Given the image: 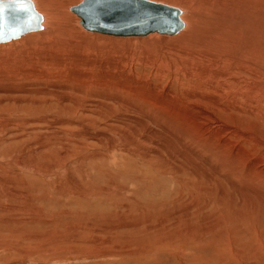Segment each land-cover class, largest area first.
Here are the masks:
<instances>
[{
    "label": "rangeland",
    "instance_id": "374dc122",
    "mask_svg": "<svg viewBox=\"0 0 264 264\" xmlns=\"http://www.w3.org/2000/svg\"><path fill=\"white\" fill-rule=\"evenodd\" d=\"M79 1L80 0L33 1L36 10L44 17L42 27L45 25L50 32L53 31V34H56L55 39L46 40L49 44H53L55 41H57L58 44L57 38L62 39L58 36H65L72 27L77 31H83L78 24V18L68 10L69 6ZM154 1L167 3L182 10L181 17L184 22V28L176 35L171 36V38L181 34L187 28L188 22L194 19V14L196 13H198L197 19L201 15L199 17L201 24L210 26L216 23V15L212 19H208V21L205 20V17L207 18L208 15L210 16L213 9L210 7L207 9L206 6H200V8L199 6L193 5L191 0ZM243 1L244 3L249 1L251 5H244L242 3ZM237 2L242 8L250 7L249 9H255L260 7L263 9L262 19L264 23V0H237ZM205 10L207 12H205ZM41 30L24 35L37 34L41 32ZM204 30L206 31V29ZM261 30L264 31V25ZM87 33L106 36L116 40H130L131 42L124 45L121 43L114 45L105 44L110 46L109 48L107 46L104 47L105 51L97 49L95 50L96 53L89 54L88 49L87 52H84L85 56L81 54L83 57H86L88 53L91 58L103 59L100 61L101 66L96 67H86L75 63L71 65L69 64L68 58H66L67 66L65 67L57 64L52 67L47 62L42 64L50 53L49 48H45L46 44L42 43L34 44V46L31 44V48L25 51L20 45H17L16 42L22 38L23 35L8 42L0 43V58L4 57V59H0V210H6V212L3 211L0 215V264H223V259L221 260L218 257L223 254L224 247L222 246H224V244L226 245V243H221V239H229V237L231 244H233V249L230 250L231 254H228L231 258L227 256V260L231 262V264H264V254L261 253L263 255L261 259L259 250H257L259 247L252 251V247L255 246L257 242L254 240L255 234L250 231V229L258 231L260 228L264 227V195L260 194L259 196L258 193H255L251 195V199H254L253 202L251 201V203L246 204V202L238 201L237 198L239 194H229L233 195L232 200L224 199L220 202L217 193H212L210 195H205L203 199L208 202V206L212 205L214 209L206 210V208L203 207V212H194L189 205L190 193L188 192V179H184L183 185L180 186L178 178L179 172H174L180 167L176 165V163V167H172L171 164L174 160L170 158L174 159L173 156L177 155L173 152H179L180 149L176 147L174 142H172L174 140L168 136V133L163 131L162 128H166L169 134H176V131H171L172 129L163 116V114H165L164 111L163 114H161L160 108L152 109L139 99L143 95H151L156 100H165L166 95L170 103L174 100L175 104H185L184 107L186 106V108H211L210 114L202 116L197 115L195 117V115H193L195 112H193L191 116H189L190 120L185 119V121L188 123H191V120L195 123L203 122L205 126L217 128V130L220 131L226 128L229 129V135H231L229 138L227 137V131H223L222 134L228 139L230 146H233V148H238L237 146L241 147L250 160L255 159V161H260V158L263 159V162H261L262 166L264 164V101H262L260 105H257L254 100L245 103L246 100L236 98L232 90L229 94H226L222 88L216 86L218 85L217 83L215 85H210L207 81L202 83V81L194 79L193 77H186L184 79L179 69L189 72L188 68L194 67L195 64L190 54L185 56L182 62H174L172 58L177 57L178 51L171 50L172 48L170 45L172 42L163 46L160 45L158 39L145 40L152 36L149 34L148 36L142 37H113L99 33L86 32V34ZM154 36L164 38V36L160 35ZM36 42L40 41L38 40ZM93 42L90 43V46L97 44L105 46L102 43ZM190 42L191 41L187 39H183V43L186 45L190 44ZM150 44H152V47ZM184 44H181L180 48ZM207 52L210 53V51ZM66 55V53H57L56 57L64 58ZM110 62L113 64L114 62L117 63V68H111ZM11 63L13 66L17 65L11 69L12 71L8 69ZM176 66H179L178 71L176 70ZM24 71L29 72L30 80L26 81L17 76L16 73H22ZM36 71H38V74L34 75ZM67 73H72L74 78L70 77L72 75H68ZM48 75L54 77L55 80H48ZM109 77H117L118 81L107 84V79ZM32 78L41 80H33ZM70 78L75 80L81 79V82L84 81L82 83H86L87 88L94 87L97 82H101V84L105 85H100L104 90L111 91V88L112 91H117V87H124V89H128V93H122L120 102H116L115 100L103 101V99L101 100V98L99 99L98 97L77 96L79 99L75 98L77 101L74 100L73 104L70 105L69 112L62 111L60 113L56 112L54 114H49L41 112L38 109L37 111L33 107L39 105L38 103L41 102L42 93L30 94L23 92L25 89L32 92H39L41 89L40 87H48L49 84H55V82L60 83L65 82V80H72ZM85 78L88 79L86 80ZM214 79L212 74L207 78V80ZM240 82L242 81L240 80ZM107 85L110 86L108 87ZM199 85L201 86L199 87ZM189 91H195L196 94H204L205 92L207 98H197L195 100H185V102H181L183 98L185 99V94H188ZM260 91L264 93V88H260ZM217 92H219V94H217ZM13 95L16 98L15 101ZM257 95L260 94L257 93ZM22 98L25 100H20ZM178 99L180 102H178ZM91 100L95 101L92 102ZM134 101L139 103V109L136 107L137 105L134 104ZM28 102H30V104ZM94 104H98V106ZM217 105L227 106L228 112L223 113L220 110L215 111L214 109H217ZM141 106L148 107L146 109L147 111H141ZM85 109H87V111ZM90 109L92 110L90 111ZM140 116L141 118H139ZM155 122H157L159 127H154ZM175 123L179 125V123H183V121L174 119L170 124L173 126ZM152 129L157 131V143L151 139ZM46 132L50 133L49 136H51V138L58 137L55 139L54 145L52 146L53 151L57 153L53 156L47 154V156L42 157L44 152L40 150V154L35 155L34 149H36L37 146L34 145V142L38 140L37 138L39 136L43 137ZM144 135L148 136L149 140L146 141ZM250 135L254 136V138L248 139ZM221 137L220 135L218 138ZM62 138L64 139V146L58 149L60 145L59 141H61L60 139ZM186 139H188V136H186ZM184 141L187 142L185 139ZM153 147L154 149H152ZM61 149L62 151L65 150L64 154H61ZM143 149H145V153H142ZM137 150H139V152ZM154 151H156V153H154ZM170 152L172 154H169ZM145 154H149L151 157ZM168 154L171 155L169 159ZM60 155L64 157L61 159ZM246 156H244L245 159ZM146 157L152 159L149 160L146 159ZM146 160H148L149 164ZM152 160H156V162ZM190 160L204 170L209 171L210 175L215 180L221 176L219 175L221 172L224 175L228 174L220 166L219 161L216 159L207 160L205 152H202L201 156L198 158H191ZM190 160L186 158L185 162L191 164ZM80 163L83 166L85 165L84 168H87L85 170L81 169L83 166L80 168ZM4 164H6L5 167L7 169L13 172V175H10L11 177L7 176L5 172L1 170V166ZM15 166L17 167L15 168ZM213 169H215V171H213ZM33 170L37 172L43 170L45 174L38 176L32 174ZM47 170L50 171L51 174H55H48ZM169 170H171L172 173L169 172ZM191 170L198 171L193 166ZM184 172L185 171H183V173ZM102 174L105 175V178H108L109 175V178L105 179ZM28 175L38 176L39 179H33L31 181L29 178H26ZM152 175L154 176L153 179L151 178ZM182 175L185 176L186 173ZM242 178L246 177L242 176ZM58 179L63 188L65 187V189H67L70 185L68 187L70 190L59 188L57 192L47 197L52 203H49L47 200L42 202L39 194H44L45 191L49 192V190H43L42 193V190L40 192L38 188L42 186L48 188L51 182L54 183ZM74 180L76 181L75 184H73ZM255 182V180H250L245 183H247L246 185L249 187ZM239 184L242 183L239 182ZM32 185H35V187ZM75 185L79 186V188L74 189L72 186ZM98 185L110 188L108 191L104 190L100 193L101 195L103 194L102 197L104 196L103 199L107 202L120 200L121 203L127 204L125 206L127 209H123L122 207L121 209L118 208V211L116 209V211H113L112 214L118 213V217L115 216L112 220V216H109L110 211H107L108 215L106 213L105 217L106 215L109 216L108 219L110 222L108 223L107 220L104 221V224H107V226H105L106 229L97 230V228H95L94 231H98L96 235H100L98 241L100 243H93L91 241V243L75 241L74 243L71 237L72 240L69 242L70 244H66L68 246H59V241H56L53 243L54 245L47 244V247H38L41 240L40 233L42 226L40 227V225L46 224L48 225L47 229L52 230L50 233L51 236L47 235V240L45 239L42 241L47 243L51 241L53 231L55 232L54 234L60 232L63 237H66L69 236V233L74 227L83 223V221H78L75 215L78 211L77 208L82 206L80 202L83 200L77 196L83 191L90 193L91 191L95 192L93 191L94 187ZM33 187L34 190L32 189ZM2 193H5V195H2ZM105 195L110 197L107 198ZM118 195L121 197L118 198ZM94 196H97V194H94ZM259 200H261V202ZM8 209H11V213ZM20 209L21 211L19 213ZM22 210L23 213H21ZM30 211H33L32 217L30 216L31 218H28L29 215H22L26 212L28 214ZM8 212L10 214H8ZM119 212H121V214ZM21 215L24 216V218H28V220L18 219L21 218ZM58 216H62L63 218H58ZM129 217H131V219ZM11 218H13V222L8 220ZM36 218L44 222L50 220L51 224H47L46 222L40 224L30 222L31 220H36ZM118 218H120L121 221H119L120 219ZM224 220H227L228 223ZM59 221L65 222V225L55 227V223ZM129 222H137L138 224L136 223L137 225H133L132 227V224H129ZM127 224H129L128 228ZM212 225L218 227H216L215 230H209ZM93 226L96 227V225ZM124 226H126L127 229ZM229 226L232 228H228ZM240 228H242V232L234 231ZM15 229L21 230L19 233H15ZM111 231L114 233H111ZM10 232L13 233L11 234ZM200 232L205 235V238L202 237V239H200ZM228 233L229 235L227 236ZM211 234H214L213 238L216 240L213 244H211L212 242L209 240L205 241V239L211 237ZM114 235L115 237H112ZM75 237L79 241L90 238V236H86L85 238L82 233L80 236ZM263 238L260 237V239ZM240 242H242L243 245H246V243L250 244V247L246 248L247 251L245 250L242 253L237 251L243 246ZM234 247L236 248V252ZM262 247H264V242L262 243ZM122 253L123 255H121ZM126 254L128 255L126 256Z\"/></svg>",
    "mask_w": 264,
    "mask_h": 264
},
{
    "label": "bare ground",
    "instance_id": "6f19581e",
    "mask_svg": "<svg viewBox=\"0 0 264 264\" xmlns=\"http://www.w3.org/2000/svg\"><path fill=\"white\" fill-rule=\"evenodd\" d=\"M33 1H35V0H33ZM37 1H39V0H37ZM191 2H192L193 5H196V6H199V7L200 6H206L207 9L209 7L211 9H213V12L210 14V16L208 15L209 17L208 16H207V18L205 16L204 17H205V20L208 21V19L210 20L216 15L215 17L217 19L214 18V19H216V21H215L216 23L212 24L210 26H205L204 24H201V21H200V18H199L201 15L197 19V14L198 13H196V14H194V19L192 21L188 22L187 28L181 34L177 35L176 37L171 38V36H168V35H160V36H164V38H160L158 36H154V35H159V34L150 33L149 35H152V36L146 38L145 40H152V39L155 38V39H158L160 41L159 42L160 45H163V46L168 45V44H170V42H172V44L170 45V47L172 48L171 50L178 51V54L176 55L177 57L176 58H174V57L172 58V60L174 62H177V61L178 62H182L183 59L185 58V56L190 54V57L192 56V60H193V62L195 64V66L188 68L189 72L188 71H184L183 69H179L180 73H181L182 77H184V79L186 77H193L194 79H198L199 81H202V83L206 82V81L209 82L210 85H215L217 83L218 85H216V86L222 88L225 91L226 94H229V92L232 90V92L235 95V97L246 100L245 103H249L251 100H254L257 105H260V103L262 101H264V93H261V91H260V88H262V89L264 88V31L261 30L262 26L264 25L263 19H262V17H263L262 10L263 9H261L260 7L255 8V9H249L250 7H243L242 8V7H240L241 5L240 6L238 5L237 0H191ZM35 3H37V2H35ZM242 3L244 5H247V6L251 5V3L249 1H247L248 4L244 3V1ZM205 12H207V11L205 10ZM202 15H203V13H202ZM206 25H208V24H206ZM41 29H39V30H41V32H39L37 34L23 35V37L20 38L19 40H17L16 42H17V45H20L21 48L24 49L25 51H27V50H29L31 48L30 47L31 44L33 46H34V44H41V43L42 44H46L45 48H49L50 53L46 57V59H44L42 64H45V62H47L52 67H54L56 64L59 65V66H62V67L63 66L64 67L67 66L66 58H68L69 64H71V65H74V63H75V64L84 65L86 67L101 66L100 61L103 60V59L91 58V57H89V54L96 53L95 50H97V49L105 51L104 47L107 46L105 44H111V45L113 44L114 45V44H117V43H121V44L124 45L126 43H130L131 42L130 40L123 41V40H116V39H113V38H108L106 36H99V35L88 34V33L86 34V32H83L84 30L83 31H80V30L77 31V30H75L74 27H72L71 29L68 30V32H67V34L65 36H58V37L62 38V39L57 38L58 39V44H57V41H55V43H53V44H49L46 40L47 39H49V40L55 39L56 34H53V31L50 32L49 29L46 28L45 25ZM204 29H206V31ZM146 36H148V35H146ZM113 37H116V36H113ZM34 39H36V40H34ZM183 39H187V40L191 41L190 44H188V45L184 44L183 43ZM38 40L40 42H36ZM68 41H70V42H68ZM91 41L92 42L93 41L99 42V44L102 43L105 46L98 45L97 43H96L97 45L90 46V43H92ZM141 41H144V40H141ZM181 44H184V45L180 48ZM150 45L152 47V44H150ZM12 47H13V45H12ZM107 47L109 48L110 46H107ZM18 48H19V46H18ZM88 49H89V51H88ZM87 51H88L89 54L87 53L86 54L87 56L83 57L81 54L84 55V52H87ZM207 51H210V53H208ZM42 53H43V51H42ZM57 53H66L67 55L64 58H61V57L57 58L56 57ZM165 53H168V52L166 51ZM31 55H32V53H31ZM0 59H4V57H1ZM27 60H28V58H27ZM106 64H108V63H106ZM166 64H167V62H166ZM110 65H111V68H115V69L117 68L116 67L117 63H115V62H114V64L110 62ZM14 66L11 63L8 66V69L11 70V69H13ZM178 67L179 66H176V70L177 71H178ZM99 68H101V67H99ZM95 70H96V68H95ZM64 71H65V69H64ZM16 74H17L18 77H21V78L25 79L26 81L30 80V76H29V72L28 71H24L22 73H16ZM37 74H38V71H36V74H34V75H37ZM67 74L68 75H72V73L71 74L67 73ZM86 74H87V72H86ZM211 74L213 75V77L215 79L214 80H207L208 76H210ZM121 75H122V73H121ZM70 77L74 78L73 75L70 76ZM47 78L50 81H54L55 80V78L50 76V75H48ZM17 79H19V78H17ZM32 79L33 80H38V81L41 80V79H38V78H32ZM59 79H61V78H59ZM70 79H72V78H70ZM25 80H24V82H25ZM107 80H106L107 84L108 83H112V82L114 83L115 81L116 82L118 81L117 77H114V78H110L109 77ZM240 80L242 82H240ZM82 82H84V81H82ZM82 82H81V79H79V80H75V79L65 80V82H60V83L59 82H55V84H49L48 87H40L42 90L40 89L39 92H32V91H29V90H26V89L23 90V92L30 93V94L31 93H33V94L42 93L41 94V99H40L41 102L38 101L39 105L33 106V107L36 110L38 109L41 112H46V113H49V114H54L56 112L60 113L62 111L63 112H66V111L69 112V107H70L71 104H73L74 100L77 101L75 99V98H77V96L98 97L99 99L101 98V100L103 99V101L104 100H107V101L108 100L109 101H114L115 100L116 102H120L122 93H128L127 92L128 89L126 90V89H124V87H117V89H118L117 91H112L111 88H110L111 91H107V90L102 89V87L100 85H103V84H101V82H97V84H95L96 86L94 85V87L92 86L90 88H87L86 87V83H82ZM89 82H90V80H89ZM119 83H120V81H119ZM89 85H91V84H89ZM103 86H105V85H103ZM200 86L201 85H199V87ZM89 89H91V90H89ZM226 90H228V91H226ZM42 91H45V92H42ZM21 92H22V90H21ZM26 93H25V95H26ZM257 93L260 94V95H257ZM217 94H219V92H217ZM221 94L225 95L224 93H221ZM185 96H184L185 99L181 98L182 99L181 102H185V100H187V101L195 100L197 98H202V99H206L207 98L206 97L207 94L205 92H204V94H196L195 91H189V93L185 94ZM13 97H14V95H13ZM19 97H21V96H19ZM165 97H166L165 100H161V99L160 100H156L151 95H143V96L140 97L139 100L142 101L143 103H146L148 105V107H150L152 109L160 108L161 109V111H160L161 114H163V111H164L165 114H163V116L165 117V120H166L167 124L169 125V127L172 129L171 131H173V130L176 131V134H174V133L173 134H169V132L166 130V128H164V127L162 128L163 131L167 132L168 136H170L174 140L172 142H174L176 147H178L180 149L179 152L178 151H174L173 152V153L177 154L176 156H173L174 159L170 158L171 155H169V154H172L170 152L168 154L169 155L168 159L170 158V159L174 160L171 163L172 167H176L175 163H176V165H178L180 167L178 169L181 170V171H179L178 169H177V171L175 169H174L175 171L173 170L174 172H179L178 173V178H179L180 186L183 185V180L184 179H188V183H189V191L188 192L190 193L189 205H190L191 209L194 212H199V213L203 212L204 211L203 207H205L206 210H213L214 209L212 205L208 206V202L203 199V197L205 195H210L212 193H217L220 202L223 201L224 199L232 200V196L233 195H229V194H239V196L237 198L238 201L246 202V204L251 203V201L253 202L254 199L253 200L251 199V195H253L255 193H258L259 196H260V194L264 195V164H263V166L261 165V162H263V159L260 158V161H255V159L250 160L249 157L245 155V152L242 150L241 147L237 146L238 148H233V146H230V144L228 142V139L226 137H224L223 134H222L223 131L224 132L227 131V135H228L227 137L229 138L231 136V135H229L230 134L229 133V129H227V128L220 131V130H217V128H212V127L209 128V127L205 126L203 122L195 123V122H192V120H191L190 121L191 123H188V122L185 121V119L186 120L187 119L190 120L189 116H191V113H193V112H195L193 114V115H195V117L197 115H201L202 116V115H205V114L206 115L210 114V111L212 110L211 108H209V109H203V108H200V107L186 108V106L184 107L185 104L184 105H180V103H178V102H180L179 99H178V102H177L178 104H175L174 100H173V102L170 103L169 100H168V96L165 95ZM13 99L15 101L16 98L14 97ZM77 99H79V98H77ZM20 100H25V99L22 98ZM93 101H95V100H93ZM24 103H25V101H24ZM28 103L30 104V102H28ZM79 104H81V103H79ZM89 104H87V105H89ZM134 104L137 105L136 107L139 109V103L137 101H134ZM94 105L98 106V104H94ZM9 107H11V106H9ZM148 107L141 106L140 110L143 111V112H146L147 111L146 109ZM216 108L217 109H214L215 111H219L220 110L223 113H227L228 112V107L227 106L217 105ZM75 110H74V112H75ZM85 110L87 111V109H85ZM91 110L92 109H90V111ZM205 111H207V112H205ZM86 115H87V113H86ZM139 118H141V116ZM142 119H143V117H142ZM174 119L182 120L183 123H179V125L177 123H175V124H173V126H171L170 123ZM193 121H195V120H193ZM162 122H163V120H162ZM138 123H139V121H138ZM139 126H140V124H139ZM141 126H144V125H141ZM157 126H158V124H157V122H155L154 123V127H157ZM137 130H138V128H137ZM46 131H48V130H46ZM133 131H134V129H133ZM144 131H145V129H144ZM43 133H45V132H43ZM49 134L50 133L46 132V134H44L43 137L39 136L37 138L38 140H36L34 142L35 143L34 145L37 146L36 149H34L35 150V152H34L35 155H39L40 154L39 153L40 150H43L42 152H44V155L42 157L47 156V154H49V155L51 154V156L56 155L55 153H57V152L53 151L52 146L54 145L55 139L58 138V137L51 138V136H49ZM156 134H157V131L152 129L151 139L155 143H157ZM41 135H42V133H41ZM220 135L222 137L218 138ZM186 136H188V139H186ZM44 137H46V138H44ZM170 137H169V139H170ZM144 138H145L146 141L149 140L148 136L144 135ZM251 138L253 139L254 136L250 135L248 137V139H251ZM184 139L187 140V142H185ZM60 140L61 141H59L60 145H59L58 149L62 148L64 146V144H63V140L64 139L62 138ZM65 141H66V139H65ZM43 142H44V144H43ZM137 146H138V144H137ZM145 146H146V144H145ZM152 149H154V147ZM144 150L145 149H143L142 153L144 152ZM61 151H62V149H61ZM61 151H59V152H61ZM137 151L139 152V150H137ZM137 151H136V153H137ZM231 151L233 152V154H232ZM202 152H205L207 160L216 159L217 161H219L220 166L228 174L224 175L221 172V173H219V175H221V176L217 180H215L210 175L209 171L204 170L202 167H200L199 165H197L196 163H194V162H192L190 160L191 158H198L199 156H201ZM64 153H65V150L61 152V154H64ZM149 153H151V152H149ZM154 153H156V151H154ZM145 155H149V154H145ZM94 156H96V155H94ZM137 156H138V154H137ZM244 156H246L247 161L244 158ZM62 157H64V156H62ZM62 157L60 155L61 159H62ZM147 157H146V159H149ZM186 158H189L192 166L195 169H197L198 171L191 170L192 166H191V164L189 162H185ZM243 158H244V160L246 162L243 160ZM151 159H149V160H151ZM146 161L148 162V160H146ZM152 161L156 162V160H152ZM178 161L181 162L183 165L181 163H179ZM148 164H149V162H148ZM5 165L6 164L1 166V170L3 172H5V174L7 176H10L11 174L13 175V172L10 171L9 169H7L5 167ZM48 165H49V163H48ZM140 165H142V164H140ZM144 165H146V164H144ZM82 166L83 165L80 163L79 167L81 168ZM84 166L81 169L85 170L87 168V167L84 168ZM16 167L17 166H15V168ZM168 167H171V166H168ZM151 169H149V170H151ZM183 171H185L184 173H186L185 176L182 175V174H184ZM213 171H215V169H213ZM44 172L45 171H43V170L41 172H37V171L33 170L32 174L41 176V175L45 174ZM47 172H48V174H51L50 171L47 170ZM169 172H171V170H169ZM181 172H182V174H181ZM54 174L55 173H53L51 175H54ZM102 175L105 178V175L104 174H102ZM38 176L28 175L26 178H29L32 181L33 179L34 180L35 179H39ZM242 176L246 177V178H242ZM153 177L154 176L152 175L151 178L153 179ZM108 178H109V175H108ZM108 178H105V179H108ZM170 178H172V177H170ZM111 179H112V177H111ZM25 180H27V179H25ZM250 180H255L256 182L252 186L248 187L246 185L247 183H245V182H249ZM31 181H30V183H31ZM235 181H236L237 185L235 184ZM75 182L76 181L74 180L73 184H75ZM163 182H165V181H163ZM239 182H241L243 185L239 184ZM167 183H168V181H167ZM40 185H41V183H40ZM40 185H39V187H40ZM258 185H260V186H258ZM32 186L35 187V185H32ZM34 187L32 188L33 190H34ZM68 187H67V189H65V187L63 188V186H62V184H61L59 179L56 180V182H54V183L51 182V184L48 185V188H45V187L42 186L41 188H38L40 190V192L42 190V193H43V190H46V189H48L49 192L45 191L44 194H39L40 200H42V202L47 200L49 203H52V201L50 199H47V197H49L52 193L57 192V190H59V188H63L64 190H68L69 191L70 189H68ZM72 187L74 189H78L79 188V186H77V185L72 186ZM108 189H110V188H108L107 186L98 185V186L94 187L93 191H95V192L91 191V193H90V192H87V191H83L81 194H79L77 196L78 198H82L83 200L80 202L82 206L80 208H77L78 211L75 213V215L77 217V220L78 221H83V223L78 225V226H76V227H74L73 230L69 233V236L63 237L60 232L54 234L55 232L53 231V233H52L53 236L51 237L52 238L51 241H49L47 243H44L42 241H44L47 238L46 237L47 235L51 236L50 233H51L52 230L51 229L50 230L47 229L48 225H46V224L40 225V227L42 226L41 227V233H40L41 240H40V244H39L38 247H43V246H46L47 244H53L56 241H59L58 242L59 244L57 243L59 246L60 245L63 246V245L68 244L72 239H73L72 240L73 242L75 241V242L89 243L91 241L93 243H100V242H98L100 235H96V233L98 231H94L95 228H97V230L98 229L99 230L100 229L101 230L106 229L105 226H107V224L105 225L104 221L107 220V222L109 223L110 222L109 219H108L109 216H112L111 220L115 216L118 217V213L117 214L116 213L112 214L113 211L115 209L117 210L118 208L121 209L122 207L124 209V208H126L125 206L127 205L125 203H121L120 200H115L113 202H110V201L107 202L106 200H104L103 199L104 196L102 197L103 194L101 195L100 193H102L104 190L108 191ZM94 194H97V196H94ZM2 195H5V193H2ZM126 195H128V194H126ZM108 197H110V196H108ZM120 197L121 196L118 195V198H120ZM35 200H36V198H35ZM70 200H71V198H70ZM109 200H111V199H109ZM4 201H6V200H4ZM234 201H236V200H234ZM259 201L261 202V200H259ZM0 202H1V200H0ZM231 207H232V205H231ZM120 209H119V211H120ZM10 210H9V212H10ZM23 210H22L21 213H23ZM253 210H254V208H253ZM3 211L6 212L5 209L4 210H0V212H1L0 215L3 213ZM15 211H17V210H15ZM20 211H21V209L19 210V213H20ZM107 211H110V215L109 216H107L108 215ZM9 212H8V214L11 213V212L10 213ZM13 213H14V211H13ZM106 213H107V215L105 217ZM119 213L121 214V212H119ZM255 214H253V215H255ZM22 215H29L28 218H31L32 215H33V211H30V213H28V214L26 212V213H24ZM22 215H21V218H18V219L28 220V218H24V216H22ZM58 218H63V217L62 216L61 217L58 216ZM129 218L131 219V217H129ZM118 219H120V218H118ZM8 220L10 222H13V218L8 219ZM119 221H121V219ZM123 221H124V219H123ZM224 221H226L228 223L227 220H224ZM30 222L31 223H39V224L46 222L47 224H49L50 220L44 222V221H41V220L36 218V220H31ZM56 222H57V220H56ZM136 223L135 222H129V224H132V227H133V225H137L138 224V223L137 224ZM129 224H127V228H128ZM64 225H65V222H62V221H59L58 223H55V227L56 226H64ZM93 225H96V227H94ZM220 226H221V223H220ZM124 227L126 228V226H124ZM216 227H218V226L212 225L209 228V230H215ZM230 227L231 226H229L228 228H230ZM112 228H113V226H112ZM129 228H130V226H129ZM111 229H109V230H111ZM20 230L21 229H15L14 232L15 233H19ZM241 230H242V228L236 229L234 231H241ZM244 230H245V228H244ZM250 231H252L255 234L254 235V240H256V242H257V244L252 247V251H254V249H257L259 247V249H257V250H259V256L262 259L263 255L261 253L264 254V247H262V243L264 242V240H263L264 239L263 238L264 237V227L260 228V230H258V231L254 230V229H250ZM112 232L113 231H111V233ZM226 232H228V231H226ZM10 233L12 234L13 232H10ZM81 233H82L83 236H85V238H86V236H90V238L89 239H85V240H81V241L77 240L75 236H80ZM149 234H150V232H149ZM202 234L203 233L200 232V234H199L200 235V239H202V237L205 238V235L203 234V236H202ZM115 235L112 236V237H115ZM136 235H138V234H136ZM228 235H229V233L227 234V236ZM71 237H72V239H71ZM213 237H214V234H211V237L208 238V239H205V241L209 240V241L212 242V243L211 242L210 243L213 244V243L216 242V240ZM260 237L263 238V239H260ZM104 241H106V240H104ZM244 241H246V240H244ZM223 242L226 243V245L225 244H224V246L221 245L222 247H224V250H223V254L221 253L222 255H220L218 258L221 259V260L223 259L222 260L223 264H231V262H229L227 260V256L229 257L228 254L230 253V250L233 249V244H231L230 237H229V239L228 238L227 239L226 238L225 239H221V243H223ZM106 243H108V242H106ZM240 243H242V242H240ZM242 245H243V243H242ZM252 245H254V244H252ZM66 246H68V245H66ZM248 247H250V244L246 243V245H243L237 251L239 253H242ZM41 249H43V248H41ZM66 250H67V248H66ZM69 251H70V249H69ZM81 251H83V250H81ZM235 252H236V248H235ZM256 253H258V252H256ZM121 255H123V253ZM127 255L128 254H126V256ZM236 256H238V255H236ZM38 258H41V257H38ZM229 258H231V257H229ZM232 260H234V259H232Z\"/></svg>",
    "mask_w": 264,
    "mask_h": 264
},
{
    "label": "water",
    "instance_id": "95a60500",
    "mask_svg": "<svg viewBox=\"0 0 264 264\" xmlns=\"http://www.w3.org/2000/svg\"><path fill=\"white\" fill-rule=\"evenodd\" d=\"M80 27L90 33L116 37H142L150 33L176 35L184 28L182 10L154 0H80L68 7ZM43 15L33 0L28 14L16 11L13 0H0V43L16 39L14 27L26 24L19 35L42 28Z\"/></svg>",
    "mask_w": 264,
    "mask_h": 264
},
{
    "label": "snow or ice",
    "instance_id": "6c2138e0",
    "mask_svg": "<svg viewBox=\"0 0 264 264\" xmlns=\"http://www.w3.org/2000/svg\"><path fill=\"white\" fill-rule=\"evenodd\" d=\"M13 4L15 6L16 11L24 12L28 14V9L31 4V0H13ZM28 22L25 21L24 25H20L17 27H14L12 29V35L14 38H19V35L23 33L24 28ZM2 27V26H0Z\"/></svg>",
    "mask_w": 264,
    "mask_h": 264
}]
</instances>
